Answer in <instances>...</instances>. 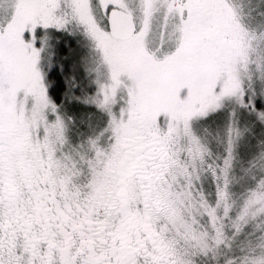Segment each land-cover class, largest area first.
<instances>
[{
  "label": "snow or ice",
  "instance_id": "snow-or-ice-1",
  "mask_svg": "<svg viewBox=\"0 0 264 264\" xmlns=\"http://www.w3.org/2000/svg\"><path fill=\"white\" fill-rule=\"evenodd\" d=\"M0 264H264V0H0Z\"/></svg>",
  "mask_w": 264,
  "mask_h": 264
}]
</instances>
